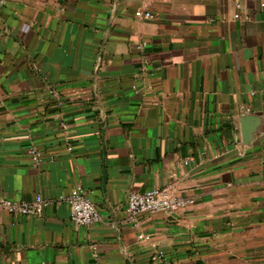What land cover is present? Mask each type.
<instances>
[{
	"label": "crops",
	"instance_id": "1",
	"mask_svg": "<svg viewBox=\"0 0 264 264\" xmlns=\"http://www.w3.org/2000/svg\"><path fill=\"white\" fill-rule=\"evenodd\" d=\"M165 186L193 203L127 220ZM38 194L0 264H264V0H0V201Z\"/></svg>",
	"mask_w": 264,
	"mask_h": 264
},
{
	"label": "built area",
	"instance_id": "2",
	"mask_svg": "<svg viewBox=\"0 0 264 264\" xmlns=\"http://www.w3.org/2000/svg\"><path fill=\"white\" fill-rule=\"evenodd\" d=\"M136 16L149 18L152 16V12L138 10ZM29 154L33 158V165L35 167L40 166L44 161L43 153L39 148H30ZM57 201L68 203L71 208V219L78 225L90 226L98 223L102 219L99 207L93 202L85 190L80 187L73 188L71 193L66 196H61ZM54 202L55 200L47 199L38 194L32 201H17L5 198L0 201V205L11 213L41 216L44 214L46 208ZM192 203V199L176 194L172 186L156 187L144 192L130 193L125 206V213L129 222L138 224L141 215L156 212L169 215ZM141 236L149 239V236ZM91 248L97 254V246L91 245ZM156 258L160 260L164 259V253L159 252Z\"/></svg>",
	"mask_w": 264,
	"mask_h": 264
}]
</instances>
